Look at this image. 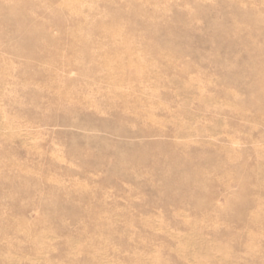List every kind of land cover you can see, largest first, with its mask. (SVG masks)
Wrapping results in <instances>:
<instances>
[{
    "label": "rangeland",
    "instance_id": "obj_1",
    "mask_svg": "<svg viewBox=\"0 0 264 264\" xmlns=\"http://www.w3.org/2000/svg\"><path fill=\"white\" fill-rule=\"evenodd\" d=\"M0 11V264H264V0Z\"/></svg>",
    "mask_w": 264,
    "mask_h": 264
},
{
    "label": "bare ground",
    "instance_id": "obj_2",
    "mask_svg": "<svg viewBox=\"0 0 264 264\" xmlns=\"http://www.w3.org/2000/svg\"><path fill=\"white\" fill-rule=\"evenodd\" d=\"M14 7H16V6H14ZM6 8H7V7H6ZM16 8H17V7H16ZM12 9H13V8H12ZM1 11L6 12V13H4V14H6L5 16H7L8 14H10V13H8L7 9H6V11H5L4 9L1 10ZM1 11H0V12H1ZM10 11H11V10H10ZM13 11H14V10H13ZM13 11H11V12H13ZM135 11H138V10H135ZM15 13H16V11H15ZM15 13H13V14L11 13L13 16H12V15H10V16L14 17V15H16ZM134 15H137V13L134 14ZM134 15L132 14V16H134ZM12 17H11V18H12ZM15 17H17V16H15ZM15 17H14V18H15ZM6 18H10V17L7 16ZM151 22H152V21H151ZM100 25H102V24H100ZM107 26H108V25H107ZM151 27H153V26H151ZM99 28H100V27H99ZM30 29H31V28H30ZM103 30H105V29H103ZM109 30H110V29H109ZM148 30H149V29H148ZM20 31H23V30H20ZM27 31L29 32V29H27ZM32 31H33V30H32ZM105 31H106V30H105ZM23 32H25V31H23ZM30 32H31V31H30ZM32 33H34V32H32ZM35 33H36V32H35ZM113 33H114V32H113ZM29 34H30V33H29ZM23 35H24V34H23ZM81 41H83V40H81ZM34 43H35V42H34ZM36 44H37V41H36ZM83 46H86L85 48H86V50H87V45H85V44L83 43L82 48H83ZM148 46H149V45H148ZM80 47H81V46H80ZM70 49H71V48H70ZM72 49H73V48H72ZM80 49H81V48H80ZM258 49H259V48H258ZM83 50H85V49L83 48ZM20 51L23 52V50H20ZM81 51H82V50H81ZM83 52H84V51H83ZM83 52H82V53H83ZM23 53H24V52H23ZM85 53H86V52H85ZM85 53H84V54H85ZM26 54H28V53H26ZM75 54H76V53H75ZM80 54H81V52H80ZM80 54H79V56L82 55V54H81V55H80ZM29 55H30V54H29ZM34 56H35V55H34ZM75 56H76V55H75ZM81 57H82V56H81ZM82 58H83V57H82ZM252 63H253V62H252ZM261 63H262V62H260V64H261ZM257 65H258V63H257ZM257 65H256V66H257ZM118 67H120V66H118ZM262 70H263V69H262ZM260 72H261V71H260ZM261 75H262V74H261ZM259 76H260V75H259ZM259 76H258V77H259ZM262 77H263V76H262ZM253 78H254V77H253ZM263 78H264V77H263ZM261 79H262V78H261ZM259 80H260V79H259ZM257 81H258V80H257ZM261 81L264 82V80H261ZM261 81H260V82H261ZM253 83H254V82H253ZM255 83H257V82L255 81ZM253 86H255V85L253 84ZM261 93H262V92H261ZM258 97L260 98V96H258ZM262 97H263V96H262ZM260 99H261V98H260ZM256 100H257V98H256ZM257 101H261V100L258 99ZM198 171H199V169H198Z\"/></svg>",
    "mask_w": 264,
    "mask_h": 264
}]
</instances>
